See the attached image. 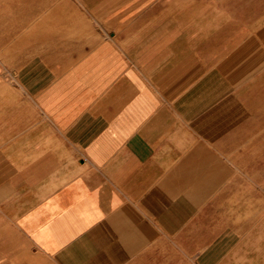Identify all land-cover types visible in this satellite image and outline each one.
<instances>
[{
	"label": "crops",
	"instance_id": "0c3cea01",
	"mask_svg": "<svg viewBox=\"0 0 264 264\" xmlns=\"http://www.w3.org/2000/svg\"><path fill=\"white\" fill-rule=\"evenodd\" d=\"M0 264H264V0H0Z\"/></svg>",
	"mask_w": 264,
	"mask_h": 264
},
{
	"label": "rangeland",
	"instance_id": "374dc122",
	"mask_svg": "<svg viewBox=\"0 0 264 264\" xmlns=\"http://www.w3.org/2000/svg\"><path fill=\"white\" fill-rule=\"evenodd\" d=\"M255 194H257V192H255Z\"/></svg>",
	"mask_w": 264,
	"mask_h": 264
}]
</instances>
